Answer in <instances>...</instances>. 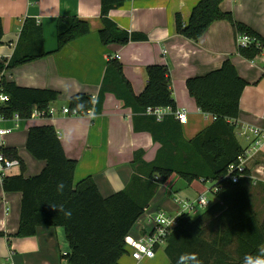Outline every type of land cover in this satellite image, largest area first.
<instances>
[{
  "label": "trees",
  "instance_id": "obj_1",
  "mask_svg": "<svg viewBox=\"0 0 264 264\" xmlns=\"http://www.w3.org/2000/svg\"><path fill=\"white\" fill-rule=\"evenodd\" d=\"M224 0H200L193 8L187 23L180 14L176 17L177 32L198 40L210 25L227 20L235 33H246L260 43L252 44L238 53L254 60L264 51V37L248 25L236 21L231 11L221 8ZM126 0H101L99 30L105 45L144 41L145 34L122 29L109 17L112 9ZM91 32L89 21L78 16H61L57 20V49ZM4 26L0 17V43ZM55 51V52H56ZM45 50L43 27L37 19L27 17L15 51L9 60H0V73L40 59ZM147 84L140 94L133 90L123 65L111 58L106 65L102 88L97 97L78 93L69 99L71 110L100 113L107 93H113L134 112L136 131H147L160 144L152 162L144 160L143 150L135 153L133 174L126 188L108 197L102 196L96 182L88 177L75 184L77 160L65 153L59 133L54 126H32L27 137V150L38 160L46 162L39 174L26 177V165L13 147L0 151L11 160L19 161L20 173L7 175L5 192H21V216L15 236H34L39 226L63 227L70 251L63 255L69 264H121L126 253V237L144 214L158 189L173 174L187 182L211 181V205L199 215L182 214L178 225L169 233L165 253L169 264H255L264 261V215L252 203L241 178L233 182L227 177L231 164L246 151L236 133L237 119L243 92L249 85L230 59L204 75L186 81L190 95L200 110L214 121L192 139H186L175 115L166 114L159 120L149 109L170 107L177 103L171 87V76L165 64L146 67ZM0 92L9 100L0 107V116L10 119L18 113L30 119L34 108L46 110L58 100L54 89L23 87L2 78ZM248 172V171H246ZM247 174V173H246ZM63 188H59V185ZM70 210L71 217L65 216ZM5 233L0 231V236Z\"/></svg>",
  "mask_w": 264,
  "mask_h": 264
},
{
  "label": "crops",
  "instance_id": "obj_2",
  "mask_svg": "<svg viewBox=\"0 0 264 264\" xmlns=\"http://www.w3.org/2000/svg\"><path fill=\"white\" fill-rule=\"evenodd\" d=\"M199 1L126 0L122 6L112 9L109 17L120 28L145 34L148 39L124 45H105L99 35L103 27L101 0H0V17L4 26L0 60L12 57L27 17H33L42 24L44 47L50 52L40 59L5 70L0 73V81L5 78L19 86L54 89L60 93L53 104L58 113L45 119H21L19 126L9 133L12 136L0 135V148L13 147L18 150L26 170L30 166L34 170L31 174H24L26 177L39 174L46 162L38 159L34 161L26 153L28 132L32 126H54L65 153L78 162L75 184L91 177L102 196L108 197L127 187L133 174L135 153L143 150L144 160L152 162L160 144L154 141L150 132L135 130L133 110L113 93L106 94L100 113L92 109L88 114L64 115L61 109L68 106L69 99L78 93L97 97L102 88L107 62L116 58V55H119L116 59L123 65L124 75L136 94H140L147 84L146 67L150 64H165L171 76L177 109L188 113L187 123H181L183 135L186 139H192L214 119L200 110L189 93L186 81L189 77L217 69L226 59H230L239 74L249 82L242 95L236 128L240 144L252 150L246 161L248 172L241 180L260 217H263L264 137L260 139V145L252 149L255 138L250 133L242 135V132L247 125L264 130V52L255 58L256 62L241 56L234 27L227 20L212 23L198 40L179 34L176 29L177 15L180 14L187 23ZM221 8L231 11L236 21L248 25L264 37V0H224ZM61 16H78L89 21L91 32L56 51L57 20ZM4 105L0 101V107ZM13 123L0 116V128H7ZM240 138L244 139V145ZM18 173L20 169L15 167L10 175ZM213 185V182L204 180L187 182L173 174L160 186L149 208L137 220L128 236L141 238L151 230L153 225L147 213L154 214L162 210V198H156L161 191L178 202L177 199L193 200L210 191ZM21 200V192H5L0 181V231L5 233L0 236V262L11 255L16 264H69L63 258L70 251L63 227L39 226L34 236H15L20 224ZM119 262L133 264V259L126 252ZM144 264H169L165 246L158 249L154 258L145 260Z\"/></svg>",
  "mask_w": 264,
  "mask_h": 264
},
{
  "label": "built area",
  "instance_id": "obj_3",
  "mask_svg": "<svg viewBox=\"0 0 264 264\" xmlns=\"http://www.w3.org/2000/svg\"><path fill=\"white\" fill-rule=\"evenodd\" d=\"M236 43L239 49H245L250 47L252 44L260 46V43L256 38L246 34V33H237L236 34ZM116 58H119V55H116ZM253 61V60H252ZM9 100V95L6 93L0 92V101L7 102ZM92 110V109H91ZM149 113L154 114L159 120L163 119V117L172 113L175 115V118L182 124L187 123L188 121V113L185 110L176 109L175 111L170 108H157V109H149ZM61 112L64 115H83L88 114L90 112H80L77 109L71 110L69 106H65L61 109ZM58 113V109L54 106H50L46 110H40L38 108H34L31 119H45L54 114ZM3 120H12L14 123L12 126L7 128H0V135L4 136L13 132L20 124L21 117L18 113H15L14 116L10 119ZM214 119V117H213ZM245 130L242 132V135H248L250 133L255 139L253 141L252 149H256L260 143L261 138L264 137V130L256 126L247 125ZM249 137V136H247ZM252 150L246 148V151L238 157L236 163L231 164L227 171V177L230 178L233 182H238L239 179L246 175V161L250 156ZM19 166L18 160L8 159L1 151H0V181L10 174V172ZM211 191L202 193L198 195L195 199L191 200H178V203L181 205L180 209L175 213V215L167 214L164 211H157L154 214H150L148 220L152 223L153 227L151 230L145 233V235L141 238H136L132 236L126 237V248L133 259V264H142L144 260L154 258L156 256L157 250L161 246H165L167 236L169 233L178 225L180 215L186 213L195 215L200 210L206 209L211 205ZM0 264H16L11 255L4 261L0 262Z\"/></svg>",
  "mask_w": 264,
  "mask_h": 264
},
{
  "label": "rangeland",
  "instance_id": "obj_4",
  "mask_svg": "<svg viewBox=\"0 0 264 264\" xmlns=\"http://www.w3.org/2000/svg\"><path fill=\"white\" fill-rule=\"evenodd\" d=\"M264 52V51H263ZM254 61L256 62V59H254ZM18 132H15L14 134H17ZM13 134H9V136H12ZM240 141L242 142V144L244 145L245 141L244 139L240 138ZM26 153H28V155H30V157H32V159H34V161H37L36 158L34 156H31L32 154H29V151L26 150ZM32 172H34V170L32 169V166H30L26 171H25V174H31ZM37 173H34L32 175H35ZM31 176V175H29ZM210 186V184H209ZM159 190V189H158ZM159 191H157L158 193ZM156 193V194H157ZM158 199L162 198V201L164 203V206L162 207V210L161 211H164L166 212L167 214H170V215H175V213L180 209L181 205L178 203V202H174L173 198L171 199L170 195H168L167 193H164L162 194V191L160 194L157 195ZM153 200V199H152ZM173 200V202H172ZM179 200V199H177ZM152 202V201H151ZM153 208H156L155 205H153ZM156 210V209H155ZM155 210H151V211H155ZM147 217H149V213H147ZM161 247H164V246H161ZM160 247V248H161ZM159 248V249H160ZM158 251V250H157ZM147 260V259H146ZM145 260L143 261L142 264H144Z\"/></svg>",
  "mask_w": 264,
  "mask_h": 264
},
{
  "label": "clouds",
  "instance_id": "obj_5",
  "mask_svg": "<svg viewBox=\"0 0 264 264\" xmlns=\"http://www.w3.org/2000/svg\"><path fill=\"white\" fill-rule=\"evenodd\" d=\"M58 187L62 189V188H63V185L61 184V185H59ZM71 215H72V213H71L70 210L65 211V216H67V217H71ZM250 264H252L251 261H250ZM255 264H264V261L257 260V261H255Z\"/></svg>",
  "mask_w": 264,
  "mask_h": 264
}]
</instances>
